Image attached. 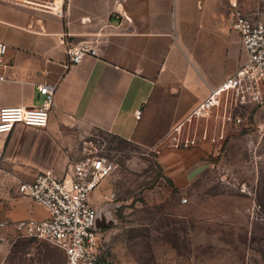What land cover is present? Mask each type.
Returning a JSON list of instances; mask_svg holds the SVG:
<instances>
[{
	"label": "crops",
	"instance_id": "0c3cea01",
	"mask_svg": "<svg viewBox=\"0 0 264 264\" xmlns=\"http://www.w3.org/2000/svg\"><path fill=\"white\" fill-rule=\"evenodd\" d=\"M52 1L0 0V41L8 48L0 106L38 105V86L54 83L51 130L76 123L142 147L175 145L197 105L245 59L224 12L234 0H61L59 14ZM84 44L81 62L67 66V49ZM38 131L18 126L0 135L1 164L17 183L24 172L34 171L23 177L30 179L47 168L37 159ZM202 148L163 151L167 178L182 185L206 169ZM17 183L0 200V227L17 230L18 220L48 216L17 193Z\"/></svg>",
	"mask_w": 264,
	"mask_h": 264
},
{
	"label": "rangeland",
	"instance_id": "374dc122",
	"mask_svg": "<svg viewBox=\"0 0 264 264\" xmlns=\"http://www.w3.org/2000/svg\"><path fill=\"white\" fill-rule=\"evenodd\" d=\"M237 3L243 12L264 15V0ZM224 12L230 22L234 9L229 4ZM61 124L58 130L36 129L43 166L62 175L95 155L114 166L92 194L101 233L99 264H264V104L239 108L222 95L206 115L194 116L171 146L142 147L100 129ZM187 144L203 147L201 160L209 165L176 185L159 156ZM1 161L3 200L17 178ZM12 229L0 227V264H65L47 240Z\"/></svg>",
	"mask_w": 264,
	"mask_h": 264
},
{
	"label": "built area",
	"instance_id": "2783aa9c",
	"mask_svg": "<svg viewBox=\"0 0 264 264\" xmlns=\"http://www.w3.org/2000/svg\"><path fill=\"white\" fill-rule=\"evenodd\" d=\"M61 0L52 1V10ZM234 9L230 29L240 37L244 61L229 74L193 110L195 116H204L217 106L222 95L232 97L236 107L264 104V15L243 12L236 0L230 1ZM7 45L0 41V66L7 53ZM88 51L87 45L67 49L68 65L81 62ZM4 77L0 74V80ZM56 84L45 82L38 86L42 99L35 106H0V135L11 133L16 127L46 129L53 107ZM137 116L139 111L136 112ZM235 122L241 119L236 117ZM2 149L0 147V161ZM114 169L112 162L103 156H89L69 166L65 174L45 168L31 179L17 183L19 195L29 197L48 212L46 218L21 219L15 228L23 235L45 239L63 250L66 264H99L102 256L101 233L97 225V209L92 199L100 181ZM185 201V199H183Z\"/></svg>",
	"mask_w": 264,
	"mask_h": 264
}]
</instances>
